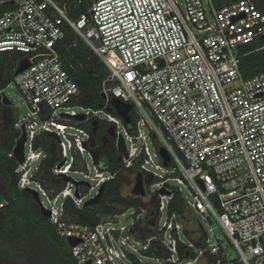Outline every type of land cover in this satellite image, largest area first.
<instances>
[{"label": "built area", "instance_id": "obj_1", "mask_svg": "<svg viewBox=\"0 0 264 264\" xmlns=\"http://www.w3.org/2000/svg\"><path fill=\"white\" fill-rule=\"evenodd\" d=\"M79 2H87V10L73 19L67 5L55 0H0V57L21 55L12 79L30 106L14 123L18 138L26 130L24 160L15 170L19 188L35 190L57 232L79 240L71 246L78 264H133L124 245L131 239L138 242L133 229L147 209H134L130 226L119 225L120 213L94 226L65 217L66 198L82 207L88 196L93 198L117 176L118 170L95 162L92 135L80 125L92 118L106 120L113 124L115 142L125 140L124 168L138 160L140 174L159 180L158 232L146 239L145 249L159 241L169 254L163 262H179L177 243H186L180 234L185 235L191 218L186 225L180 215L169 214L168 205L174 189L183 195L185 188L192 197L183 195L187 209L207 221L215 219L238 251L237 258L229 259L199 222L205 237L192 236L202 242L200 247L193 240L186 243L194 251L187 264H264V71L249 78L241 71L249 53L244 47L264 38V12L254 0ZM69 29L108 70L102 109L74 104L80 89L57 49ZM24 59L30 65L16 73ZM110 97L135 110L132 131L107 110ZM43 133L59 137L62 160L53 174L70 178L56 193L36 177L48 158L40 145ZM162 149L170 156L167 164ZM161 263L157 259L155 264Z\"/></svg>", "mask_w": 264, "mask_h": 264}, {"label": "trees", "instance_id": "obj_2", "mask_svg": "<svg viewBox=\"0 0 264 264\" xmlns=\"http://www.w3.org/2000/svg\"><path fill=\"white\" fill-rule=\"evenodd\" d=\"M55 1L66 4L69 15L73 19L80 17L88 7L87 2H79V0ZM254 1L264 12L257 0ZM261 44H264V38L244 47V50L249 52L241 61V71L245 78L264 71V49L256 50ZM57 49L64 60L65 68L80 89L74 104L92 109L104 108L106 100L103 96L102 86L108 70L99 56L72 29L67 30L64 38L57 44ZM13 55L14 57L2 69L3 75L0 74V256L5 259V264H18L19 261H23L25 264H78L68 240L57 232L50 217L43 211L42 204L31 192L18 186L19 175L15 171L18 162L13 155L19 135L18 130L14 127L17 117L14 114L13 106H8L1 99V90L9 84V80L13 77L15 61L21 57L20 54ZM114 100L116 98L110 97L107 110L125 122L124 117L118 113ZM9 107L12 108L9 109ZM120 107L121 112L127 110V105L122 102ZM3 109L5 111L12 110L13 120L11 122L8 123L4 120L6 114L2 113ZM127 116L130 122L125 123L132 131L138 116L133 108L129 109ZM80 125L90 131L91 146L94 149H100L99 161L113 171L118 170V173L114 180L104 184L102 195L97 203L91 205L84 203L82 207H78L70 197L66 198L64 201L65 217L70 221L94 226L103 218L123 212L125 209L145 208L147 214L135 224L133 229L136 240L145 242L147 238H150L148 236L153 237L158 232V193L154 192V198L149 202H144L140 197L127 198L124 196L120 183L122 171L126 169L121 153L115 145L112 149H107V146L113 145L115 141V132L112 133L113 124L106 120L92 118L82 121ZM41 138L40 145L47 150L48 158L41 164L36 177L42 180L46 188L56 193L66 185L67 180L66 176L54 175L52 172L53 168L62 160L59 143L49 133H43ZM138 165L139 161L136 160L134 165L127 170L140 174ZM141 176L144 175L141 174ZM168 212L180 215L186 225L190 220L183 195L178 190L174 189L173 198L168 205ZM185 236L190 237V241L193 240L197 247L202 246L200 240L192 237L190 230L185 229ZM143 252L160 259L161 264H168L163 262L169 255L168 251L159 241L154 240ZM177 253L179 259L194 256L193 249L181 241L177 243ZM128 256L133 264H142L131 252Z\"/></svg>", "mask_w": 264, "mask_h": 264}, {"label": "rangeland", "instance_id": "obj_3", "mask_svg": "<svg viewBox=\"0 0 264 264\" xmlns=\"http://www.w3.org/2000/svg\"><path fill=\"white\" fill-rule=\"evenodd\" d=\"M0 74L3 75L2 69L0 70ZM3 93L12 102L11 106H13L14 114L17 118L24 117L30 111L29 104L26 102L25 98L23 97V95L18 90L13 79L9 80V84L4 87ZM1 99H2V95H1ZM77 110L80 111L79 108H77ZM2 113L6 114L5 115L6 119H4V120H6L8 123L13 120L12 115H11L12 111H10V110L5 111V109H3ZM62 140L65 142V144L68 145V142L66 141V139L63 136H62ZM149 142H150V140H149ZM114 143H113V145L109 144L107 146L108 147L107 149H109V148L112 149L114 145L116 148H118V145H117L118 143H116L115 141H114ZM138 144H139V146H141L142 140H139ZM150 148H151V150L153 148V145L151 143H150ZM67 156H70V153H67ZM85 158L87 159L88 162H91V158L87 153H85ZM125 169L126 170L122 171V180L120 183L123 195L126 196L127 198L140 197L144 202H149V200H152V198H154V195H153L154 192L158 190V187L155 184L159 180L155 179L154 177H149V176L144 175L142 178L144 181L146 193L144 195H136L133 193L132 189H133V186L135 183L136 176L138 174H136L134 172H130L129 170H127L128 168H125ZM70 175L74 179H77V180L82 179V175H80V174L71 173ZM170 183L173 185H177V182L175 180H170ZM182 190H183L184 196H187L188 198L192 199V197L189 195V191L187 189L183 188ZM97 191H98L97 189L93 190L92 194L95 195L97 193ZM163 192H164V190H163ZM91 197H92V195L88 196L86 198V201L89 200ZM41 200L45 204H48V199L45 196L41 195ZM134 209L135 208H128V209L123 210V212H120V214L117 216L118 220L120 221L119 225L130 226L134 222L135 217L132 216ZM187 215L191 218V222L188 224L187 227H188V230L191 231L192 236L194 238L200 237V236L205 237L202 229L200 228V225H199V222H200L201 225L204 227L205 232L207 233L208 237L210 238L211 243L215 242L216 239H218L229 259H235L238 257V251L236 250L234 245H232L231 242L228 240V238L225 235L224 230L221 228V226L219 225V223L215 219H212L211 221H207L198 212H192L191 213V211H189V210H188ZM165 220H166V218H165V216H163V218L160 222V226L162 225V223ZM148 237H151V235ZM180 237L186 243L190 242V237L188 238L183 233L180 234ZM119 243H120V245H123V244H121V241H119ZM144 243H145L144 241L136 242L133 239H131L130 244H126V245H124V247L126 248L127 251L136 255V257L139 259V261L142 264H155V263H157L156 257L149 256L148 254L143 252V250H145ZM116 246L119 247L118 244H116ZM175 258H177L178 259L177 261H179V262H177V264H187L188 261L190 260L189 258L179 259L178 255H176ZM5 263H6L5 259L2 256H0V264H5ZM18 264H25V263L23 261H19Z\"/></svg>", "mask_w": 264, "mask_h": 264}, {"label": "water", "instance_id": "obj_4", "mask_svg": "<svg viewBox=\"0 0 264 264\" xmlns=\"http://www.w3.org/2000/svg\"><path fill=\"white\" fill-rule=\"evenodd\" d=\"M29 65L30 64H29L27 59L22 60L19 68L16 70V73H20L21 71L26 69ZM103 96L105 97L104 94H103ZM2 100L5 104H10V105L12 104V102L8 99V97L5 94L2 95ZM120 103H121V101L119 99L116 98V100H114V104L118 110V113L120 115H122L125 119V122L128 123V122H130V120L128 119V116L126 113L128 112L129 108H131V105L128 104L127 110L125 112H121L120 111V108H121ZM83 117H84L83 114H80L78 118L82 119ZM112 133H114V128L112 129ZM53 135L57 138V140H59L58 135H56L55 133ZM25 140H26V130H25V128H23L22 134H21L20 138L17 139L15 147L13 149V155H14L15 159L17 160V162H20V163L23 162V160H24V142H25ZM105 146H107V145H105ZM118 150L123 156H125V157L128 156L126 143H125V140L123 138H120V140H119ZM90 151L94 156L95 162H98L99 157H100V149L99 148L90 149ZM160 155L166 161L165 162L166 164L168 163V161H170V156L165 149L160 150ZM63 163H64V160L61 162V165H63ZM66 179L68 180L70 178L68 176H66ZM103 187H104V184L101 185V187L99 188V192L93 198H90L89 200H87L85 202V205H91V204L97 203L99 201L101 195H102ZM26 190L31 192L34 195V197L36 198V200L38 202H40L39 195L35 190L30 189V188H27ZM132 191L136 195H144L146 193L144 181H143L141 174H138L136 176ZM161 193H163V190H161ZM42 208H43V211L45 212V214L50 217V211L45 209L44 207H42ZM78 241L79 240L76 238H69L68 239L70 246L76 245L78 243Z\"/></svg>", "mask_w": 264, "mask_h": 264}, {"label": "flooded vegetation", "instance_id": "obj_5", "mask_svg": "<svg viewBox=\"0 0 264 264\" xmlns=\"http://www.w3.org/2000/svg\"><path fill=\"white\" fill-rule=\"evenodd\" d=\"M257 3L261 6V8H263L264 10V0H257ZM14 57L13 54H8V55H3L0 57V70L3 69L7 64L8 61L10 59H12ZM8 106H11L9 104H7ZM9 109H11V107H9ZM12 111V110H11Z\"/></svg>", "mask_w": 264, "mask_h": 264}]
</instances>
